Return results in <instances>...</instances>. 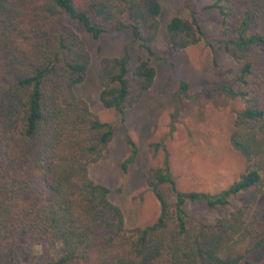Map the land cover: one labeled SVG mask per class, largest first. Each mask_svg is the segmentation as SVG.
<instances>
[{
    "label": "trees",
    "instance_id": "16d2710c",
    "mask_svg": "<svg viewBox=\"0 0 264 264\" xmlns=\"http://www.w3.org/2000/svg\"><path fill=\"white\" fill-rule=\"evenodd\" d=\"M208 8L221 18L217 38L206 40L189 10L168 21V40L175 49L215 42L239 62L230 81L209 88L243 101L229 141L244 168L218 192L180 191L166 155L145 174L159 202L156 220L127 227L110 189L88 172L113 131L75 92L91 61L75 25L93 38L128 29L146 52L132 64L126 45L97 70L101 104L124 122L155 82L151 61L165 59L151 45L159 1L0 0V264H29L23 256L39 245L51 253L46 264H256L248 254L264 236L255 214L240 206L206 222L185 207L187 200L226 206L239 193L264 191V0H213ZM187 88L180 82L184 96Z\"/></svg>",
    "mask_w": 264,
    "mask_h": 264
},
{
    "label": "rangeland",
    "instance_id": "374dc122",
    "mask_svg": "<svg viewBox=\"0 0 264 264\" xmlns=\"http://www.w3.org/2000/svg\"><path fill=\"white\" fill-rule=\"evenodd\" d=\"M158 1L162 12L151 45L165 59L151 61L156 69L155 82L138 103L126 109L124 122L119 120L115 110L101 104L97 70L103 57L121 55L126 45L132 64L147 58L146 52L131 42L128 29L109 31L93 38L75 25L91 57L86 77L76 85L75 92L113 131L102 156L88 166V172L95 182L110 189L109 198L121 209L127 227L144 226L156 220L159 202L146 185L145 174L150 167L161 166L166 155L171 176L180 191L218 192L236 180L244 168L241 156L229 141L233 120L243 109V101L209 88L217 82L230 81L239 62L215 42L212 47L202 41L175 49L168 40V21L173 16L186 18L189 10L197 12L206 40L217 38L220 15L213 8L202 9L213 0ZM183 81L188 84V96L179 92ZM129 138L134 146L128 142ZM240 206H245L248 215L257 216L256 230L264 236V191L239 193L226 206L209 207L204 202L190 200L185 203L190 215L206 222L227 216L232 208ZM50 256L51 253L39 245L29 250L23 259L30 260L29 264H46ZM248 258L256 264H264V242L251 251Z\"/></svg>",
    "mask_w": 264,
    "mask_h": 264
}]
</instances>
